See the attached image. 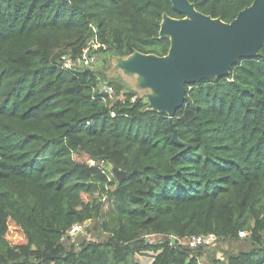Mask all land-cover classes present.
I'll use <instances>...</instances> for the list:
<instances>
[{
  "label": "trees",
  "instance_id": "trees-1",
  "mask_svg": "<svg viewBox=\"0 0 264 264\" xmlns=\"http://www.w3.org/2000/svg\"><path fill=\"white\" fill-rule=\"evenodd\" d=\"M189 1L231 22L254 0ZM164 14L184 17L170 0H0V264H140L147 253L201 264L208 247L179 239L241 233L251 249L211 264H264V47L225 77L186 85L180 146L165 113L108 76L135 52L167 55ZM88 45L93 69L62 67ZM92 222L108 238L69 245L72 226Z\"/></svg>",
  "mask_w": 264,
  "mask_h": 264
},
{
  "label": "water",
  "instance_id": "water-1",
  "mask_svg": "<svg viewBox=\"0 0 264 264\" xmlns=\"http://www.w3.org/2000/svg\"><path fill=\"white\" fill-rule=\"evenodd\" d=\"M170 1L184 17L163 15L159 35L170 39L167 55L135 52L116 59L113 68L125 76H137L138 89L150 91L142 96L148 101L144 110L165 113L172 140L185 146L179 140L174 118L185 104L186 85L225 77L241 59L258 57L264 47V0H254L231 22L199 12L189 0ZM111 167L115 179L122 182L126 173Z\"/></svg>",
  "mask_w": 264,
  "mask_h": 264
},
{
  "label": "rangeland",
  "instance_id": "rangeland-1",
  "mask_svg": "<svg viewBox=\"0 0 264 264\" xmlns=\"http://www.w3.org/2000/svg\"><path fill=\"white\" fill-rule=\"evenodd\" d=\"M86 48H89V53L93 51V47L88 45ZM114 66V63H113ZM108 76L111 78H117L122 80L124 85L128 86L131 90H136L137 94L143 96L145 93H150L149 90H139L137 87V76H125L122 71L112 69L108 71ZM81 162H87L86 159H80L76 157ZM102 169L107 173V175L112 178L114 177L112 174V167L107 164L101 165ZM115 178V177H114ZM247 233H243L240 236V240L237 241H219L217 239L211 246H202L208 247L200 250L198 253V259L201 264H211L213 259L220 260L222 262L226 261L229 255H235L240 252L247 251L251 249L250 242L246 239ZM108 238L107 234L100 233V230L96 227V225L92 222L90 225L85 227V232L75 236L73 239L71 238V242L69 245L74 244L77 249H80L79 245L82 242L89 241H105ZM161 240L157 235H150L146 237V240L150 243H153L157 240ZM173 240L174 238H170ZM179 244L185 248H197L192 247L187 238L179 239ZM68 244V242H66ZM201 247V246H198ZM153 253H147L143 255H138L136 257L137 262L140 264H152L153 263Z\"/></svg>",
  "mask_w": 264,
  "mask_h": 264
},
{
  "label": "built area",
  "instance_id": "built-area-1",
  "mask_svg": "<svg viewBox=\"0 0 264 264\" xmlns=\"http://www.w3.org/2000/svg\"><path fill=\"white\" fill-rule=\"evenodd\" d=\"M62 62H63L62 67L65 70L73 72L75 74L79 73L80 69H86V68L93 69V66L96 63L95 57L89 54V48L84 49L83 54L80 57L77 58L63 57ZM100 89H101V93L106 94L110 98L116 97V90L113 87L103 84ZM119 99L124 102V97L120 96ZM130 102L135 103L136 98L135 97L132 98ZM90 165L98 166L97 162L94 160L91 161ZM84 232H85L84 225L75 224L69 230L68 236L74 238L75 236L82 234ZM241 235H243V233H241ZM187 239L192 247H198V246H211L218 238L214 234H210V235L192 236V237H188Z\"/></svg>",
  "mask_w": 264,
  "mask_h": 264
}]
</instances>
